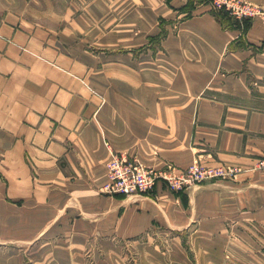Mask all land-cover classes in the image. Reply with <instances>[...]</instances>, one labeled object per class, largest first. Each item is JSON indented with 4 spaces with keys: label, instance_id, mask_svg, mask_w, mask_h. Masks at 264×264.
I'll return each instance as SVG.
<instances>
[{
    "label": "crops",
    "instance_id": "crops-1",
    "mask_svg": "<svg viewBox=\"0 0 264 264\" xmlns=\"http://www.w3.org/2000/svg\"><path fill=\"white\" fill-rule=\"evenodd\" d=\"M123 153L244 171L101 194ZM262 158L264 15L228 21L210 0H0V264H230L231 234L264 231Z\"/></svg>",
    "mask_w": 264,
    "mask_h": 264
},
{
    "label": "built area",
    "instance_id": "built-area-1",
    "mask_svg": "<svg viewBox=\"0 0 264 264\" xmlns=\"http://www.w3.org/2000/svg\"><path fill=\"white\" fill-rule=\"evenodd\" d=\"M215 11H223L237 22L252 19L260 8L244 0H210ZM106 181L100 187L102 194L132 196L151 194L158 182L175 192L184 191L207 180H236L242 168L218 164L203 165L198 161L186 168L165 164L162 168L148 167L125 155L111 154L106 162ZM256 169H264V158L256 163Z\"/></svg>",
    "mask_w": 264,
    "mask_h": 264
},
{
    "label": "rangeland",
    "instance_id": "rangeland-1",
    "mask_svg": "<svg viewBox=\"0 0 264 264\" xmlns=\"http://www.w3.org/2000/svg\"><path fill=\"white\" fill-rule=\"evenodd\" d=\"M244 1H246V0H244ZM247 2L252 3L250 1H247ZM252 4H254V3H252ZM254 5H256L260 8V13L256 17L264 15V7H261L257 4H254ZM228 17H230V16H228ZM230 18H232V17H230ZM116 155H120V154H116ZM121 155L127 156L124 153ZM133 159H135V158H133ZM260 170H264V169H260ZM214 180H219V179H213V180H207V181H214ZM207 181H205V182H207ZM230 181H233V180H230ZM99 191H100V189H99ZM171 191H173V190H171ZM173 192H175V191H173ZM105 195H107V194H105ZM147 195H149V194H147ZM256 235L257 236L253 235L254 243L253 242L249 243L248 241L243 243L236 235L231 234V240H233V242H236L235 244H239V247H237V245L235 246V245L231 244V248L229 250V257L231 260L230 264H264V231H261L260 233H256ZM242 244H244V246ZM129 261H131V260H129ZM133 261H131V264L134 263Z\"/></svg>",
    "mask_w": 264,
    "mask_h": 264
},
{
    "label": "trees",
    "instance_id": "trees-1",
    "mask_svg": "<svg viewBox=\"0 0 264 264\" xmlns=\"http://www.w3.org/2000/svg\"><path fill=\"white\" fill-rule=\"evenodd\" d=\"M217 12V15L221 18V19H225V20H228V21H230V20H232V18H230V17H228V15L225 13V12H223V11H216ZM248 20H245V21H243V23L244 22H247Z\"/></svg>",
    "mask_w": 264,
    "mask_h": 264
}]
</instances>
